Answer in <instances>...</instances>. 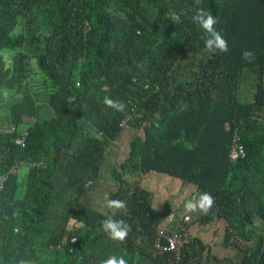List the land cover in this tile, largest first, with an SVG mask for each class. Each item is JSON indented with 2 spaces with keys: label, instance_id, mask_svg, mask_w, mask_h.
Listing matches in <instances>:
<instances>
[{
  "label": "trees",
  "instance_id": "16d2710c",
  "mask_svg": "<svg viewBox=\"0 0 264 264\" xmlns=\"http://www.w3.org/2000/svg\"><path fill=\"white\" fill-rule=\"evenodd\" d=\"M197 7L217 19L228 52L205 47ZM16 48L8 68L2 51ZM246 69L255 73L250 102L239 97ZM15 87L21 98L0 131V264H35L44 252L54 253L50 264H210L187 226L162 233L172 209L168 200L154 207L142 183L151 174L193 186V201L214 197L207 214L189 213L200 225L224 222V246L240 253L226 263L264 264V232L254 228L264 225V0H0V89ZM38 95L50 119L37 120ZM125 127L143 135L111 171L107 196L127 208L105 215L82 198ZM235 135L245 155L233 162ZM108 216L130 226L123 242L102 228ZM173 234L174 252L157 247Z\"/></svg>",
  "mask_w": 264,
  "mask_h": 264
},
{
  "label": "rangeland",
  "instance_id": "374dc122",
  "mask_svg": "<svg viewBox=\"0 0 264 264\" xmlns=\"http://www.w3.org/2000/svg\"><path fill=\"white\" fill-rule=\"evenodd\" d=\"M18 52V49L4 50L2 55L5 64L8 68L13 65V57ZM255 73L253 70L246 69L242 75L239 97L242 102H250L254 93ZM27 89L22 86L21 90ZM21 98V93L17 87L12 89H0V131H3L4 125L9 117L10 107ZM36 103L39 106L37 112V120H47L53 116L52 110L49 108L45 95H38ZM142 136L141 130H133L130 127H125L122 134L109 146L105 152L104 160L101 165L100 173L96 181L89 186L83 196V201L97 210L98 212L109 215L111 209L107 206L105 196L115 189V184L111 178V171L119 162L124 160L128 152V143L134 136ZM26 169H21L19 173V192L22 193V187L26 188ZM143 186L154 192V207L157 210H162L164 202L168 200L171 204L172 212L176 218V228H186V234L198 236L209 248V263L210 264H228V260L237 259L240 253L233 248L225 247L223 237L225 233V224L223 221L213 223L211 225H200L197 223V213L190 214L185 209V204L188 201L194 200V187L181 186L180 182L171 180L164 176L151 174L143 178ZM189 215V220L185 221L184 217ZM174 227V230H175ZM171 225L165 222L162 226V233L171 231ZM254 228L260 232H264V225L258 222L254 223ZM214 257L218 261L212 260Z\"/></svg>",
  "mask_w": 264,
  "mask_h": 264
},
{
  "label": "clouds",
  "instance_id": "9594fccd",
  "mask_svg": "<svg viewBox=\"0 0 264 264\" xmlns=\"http://www.w3.org/2000/svg\"><path fill=\"white\" fill-rule=\"evenodd\" d=\"M195 2L197 5H199L200 0H195ZM173 19L179 22L180 17L179 15L174 14ZM192 20L208 34V38L205 39V47L209 50V52H214L216 50L225 53L228 52L227 41L220 35L218 31H216L214 27L218 21L210 12L206 11L202 7H197ZM254 58L255 54L251 50H245L242 52L243 60L252 62ZM104 103L110 107H116L118 111H123L125 107L122 102L113 101L107 97H105ZM105 199L107 201V206L110 209L121 210L127 208V205L124 201L110 199L107 195L105 196ZM213 204L214 197L210 193L204 192L200 194L198 200L188 201L185 204V209L188 212L200 211L207 214L212 208ZM101 226L104 231L109 233L112 239L118 240L120 242H123L131 231V228L128 224H126L124 221L114 220L112 216L105 218L101 222ZM99 264H127V260L124 258V256H109L107 259L99 261Z\"/></svg>",
  "mask_w": 264,
  "mask_h": 264
},
{
  "label": "built area",
  "instance_id": "2783aa9c",
  "mask_svg": "<svg viewBox=\"0 0 264 264\" xmlns=\"http://www.w3.org/2000/svg\"><path fill=\"white\" fill-rule=\"evenodd\" d=\"M23 141H24V138H17L15 139V144L17 145H22L23 144ZM245 155V151H244V148H243V145L240 143V140L239 138L235 135L233 137V140H232V143H231V147H230V151H229V157H230V160L235 162L241 158H243ZM4 181H5V177L4 176H0V191L3 187V184H4ZM184 220L187 221L189 220V217L188 216H185L184 217ZM167 224H173V223H176V218H175V215L174 213H170L168 216H167ZM176 228V227H175ZM165 239H166V242L164 245H157V247L159 249H161L162 251H166V252H174L177 248V244H176V236L173 234V235H165ZM76 242V237L75 236H72L70 238V244H74Z\"/></svg>",
  "mask_w": 264,
  "mask_h": 264
},
{
  "label": "crops",
  "instance_id": "0c3cea01",
  "mask_svg": "<svg viewBox=\"0 0 264 264\" xmlns=\"http://www.w3.org/2000/svg\"><path fill=\"white\" fill-rule=\"evenodd\" d=\"M26 177H27V174H26ZM22 189L23 190H22V193H20V197L23 196L26 188L24 189V187H22ZM53 256H54V253L53 252H44V253H41V261H39V262H37L35 264H50L48 261Z\"/></svg>",
  "mask_w": 264,
  "mask_h": 264
}]
</instances>
